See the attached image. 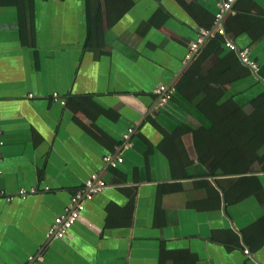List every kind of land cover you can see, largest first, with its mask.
<instances>
[{"label":"crops","instance_id":"1","mask_svg":"<svg viewBox=\"0 0 264 264\" xmlns=\"http://www.w3.org/2000/svg\"><path fill=\"white\" fill-rule=\"evenodd\" d=\"M219 1L0 0V264H264L253 229L264 204L251 195L223 209L226 176L202 156L221 147L196 106L264 90V0H235L227 20L257 70L240 77L219 64L236 50L205 45L221 51L201 69L222 79L202 84L215 94L190 101L175 86ZM159 83L175 87L163 104ZM107 154L124 160L110 167ZM93 173L106 187L67 237L49 236Z\"/></svg>","mask_w":264,"mask_h":264},{"label":"trees","instance_id":"2","mask_svg":"<svg viewBox=\"0 0 264 264\" xmlns=\"http://www.w3.org/2000/svg\"><path fill=\"white\" fill-rule=\"evenodd\" d=\"M236 13L229 15L225 20L227 30V20L237 15L238 7L233 5ZM225 42V36L219 33L210 35L203 46L219 48ZM201 47L190 65L184 71L178 82L176 89L190 101L206 91L209 96L214 92H209L202 86L211 80H221L212 77L211 73L201 74L203 64L213 53L221 51H203ZM205 46V47H206ZM220 65L224 69L229 66L239 68V76L248 73L250 67L242 62L236 51H231L229 56L221 59ZM250 72V71H249ZM225 90V89H221ZM221 92L216 96H220ZM195 103V102H194ZM196 106L207 113L213 125L210 130L215 134H210L215 143L220 145L219 151H207L202 153L203 158L210 160V174H224V179H218L219 186L225 193L227 203L239 202L251 195H254L260 204H264V182L261 180L259 171H264V90L251 99L249 104H237L230 99L221 104L211 101L197 102ZM250 106V109L247 108ZM213 141V142H214ZM258 164L257 169L253 166ZM258 172H255V171ZM211 193L220 201L219 191L212 185L209 186ZM253 229H257L256 239L264 241V215L253 224ZM261 233H260V232Z\"/></svg>","mask_w":264,"mask_h":264},{"label":"built area","instance_id":"3","mask_svg":"<svg viewBox=\"0 0 264 264\" xmlns=\"http://www.w3.org/2000/svg\"><path fill=\"white\" fill-rule=\"evenodd\" d=\"M234 1L235 0H220L218 3V10L215 13L214 21L216 24L215 30L208 31L202 29L199 36L190 43L189 51L186 55V59L184 61L185 65L188 66L197 52L201 49V47L205 44L207 38L213 33H219L225 36L224 45L230 49L236 50L242 62L248 65L251 69L257 70L259 68V63L255 59L251 58L249 52L245 48H239L234 40L227 35V31L225 29V20L229 15H234L236 10L234 9ZM175 87L174 85L170 86L166 83H159L155 88L154 92L158 94L159 101L161 104L167 102L172 98V94L174 93ZM56 98L60 99L58 92L53 93ZM32 93H29V96H32ZM62 102H65L61 99ZM133 131L132 128L129 129V132ZM129 134H125L127 138ZM2 137V129L0 127V145L3 143ZM124 160L123 156L120 154H107L104 156V161L110 167H117L119 163ZM106 181L98 174L93 173L85 182V185L75 191L71 195L70 203L66 207L65 211L59 215H57L53 222L51 223L48 235L64 238L69 235L70 228L74 225V223L80 218L82 211L85 208V201L88 199H92L94 195L104 189L106 187ZM21 195L25 196L27 193L26 189L21 188L19 192ZM10 196L9 198H12ZM246 253H249V249H245Z\"/></svg>","mask_w":264,"mask_h":264},{"label":"water","instance_id":"4","mask_svg":"<svg viewBox=\"0 0 264 264\" xmlns=\"http://www.w3.org/2000/svg\"><path fill=\"white\" fill-rule=\"evenodd\" d=\"M186 67V65H184ZM220 191L222 193V200H223V209L225 210L226 209V205H227V202H226V199H225V193L223 192V189L220 188Z\"/></svg>","mask_w":264,"mask_h":264}]
</instances>
